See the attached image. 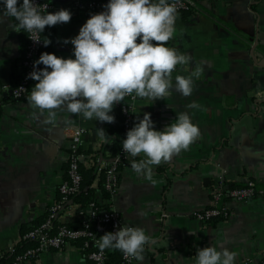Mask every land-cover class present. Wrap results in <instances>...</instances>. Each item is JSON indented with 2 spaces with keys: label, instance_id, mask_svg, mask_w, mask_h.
Wrapping results in <instances>:
<instances>
[{
  "label": "crops",
  "instance_id": "0c3cea01",
  "mask_svg": "<svg viewBox=\"0 0 264 264\" xmlns=\"http://www.w3.org/2000/svg\"><path fill=\"white\" fill-rule=\"evenodd\" d=\"M49 1L47 11L66 7L72 13L68 22L53 25L50 52L72 56L73 45L63 39L76 35L103 5L78 10L70 0ZM177 13L176 31L166 43L190 54L191 61L177 65L172 76L199 68L194 91L184 96L173 89L154 101L135 96L131 127L145 111L157 129L179 111H189L200 136L170 160L153 165V180L138 175L131 163L118 170L110 208L124 223L143 226L150 237L143 261L133 264H194L197 247L210 243L234 251L235 264H263L264 193L226 200V214L214 221L202 222L192 212L210 206L217 185L228 189L253 181L257 191H264V0L201 1ZM15 23L8 17L0 21V252L12 250L22 232L46 215L66 176L69 142L53 143L41 131L50 125H81L86 128L81 149L94 152L102 141L98 128H104L103 121L66 110H57L54 123L46 122V110L41 113L29 103L31 90L24 98L12 95L24 52L23 32L12 29ZM193 100L200 107L187 109ZM103 153L107 159L108 150ZM143 158L144 153L128 154L131 161ZM94 192L98 202H105L99 188ZM86 213L87 208L70 204L60 221L74 224ZM24 264L93 263L78 244H68L45 249Z\"/></svg>",
  "mask_w": 264,
  "mask_h": 264
},
{
  "label": "clouds",
  "instance_id": "9594fccd",
  "mask_svg": "<svg viewBox=\"0 0 264 264\" xmlns=\"http://www.w3.org/2000/svg\"><path fill=\"white\" fill-rule=\"evenodd\" d=\"M47 7L38 0H0V21L15 18L13 30L23 29L39 41L45 26L68 22L72 15L66 7L55 11H47ZM177 14L174 0H107L103 10L90 14L76 35L63 39L73 45L72 56L43 51L33 61L28 76L35 83L29 103L41 113L46 110V122L56 121L57 110L113 122L114 104L129 94L152 101L170 95L173 89L192 95L193 77L199 68L189 75L177 74L174 80L172 76L177 65L191 61L190 54L166 43L176 31ZM43 42L47 45L50 40ZM39 64L44 67L37 68ZM199 107L195 100L186 105L187 109ZM153 125L151 113L145 111L122 139V148L130 157L144 153L143 159L132 160L131 167L147 180H153V165L170 160L200 136L189 111H179L162 129ZM98 129L106 141L105 129ZM149 243L143 226L125 224L105 231L98 247L119 249L125 257L143 261ZM235 257L229 248L210 243L197 247L194 264H235Z\"/></svg>",
  "mask_w": 264,
  "mask_h": 264
},
{
  "label": "built area",
  "instance_id": "2783aa9c",
  "mask_svg": "<svg viewBox=\"0 0 264 264\" xmlns=\"http://www.w3.org/2000/svg\"><path fill=\"white\" fill-rule=\"evenodd\" d=\"M73 7L78 10H93L95 7L106 4L107 0H70ZM201 1H216V0H174L177 11H189L197 8L198 2ZM39 5L47 4L49 8V0H38ZM39 41H34L26 33V44L24 47L23 57L21 61L22 75L16 84L11 87V93L14 97L20 98L27 93L28 82L31 77L28 73L33 70V61L37 59V55L42 48L44 42L39 34ZM38 68V65L36 66ZM3 87H6L5 85ZM135 95L129 94L123 100L117 102L121 104V110L124 115V129L125 132L132 124V101ZM86 128L81 125H50L41 131V135L46 140L53 143H59L67 140L69 142V155L66 168V176L57 186V199L49 206L48 214L45 220L39 224H35L27 229L22 234L21 239H35L36 246L27 248L23 255L19 258H31L36 256L39 252L48 249H61L68 244H77L80 241L78 248L82 251L87 250V258L93 264H133L135 258L125 257L120 253L119 260H111L108 256L109 248L100 249L98 241L100 237L97 236V231L109 229L115 231L121 225H125L121 216L115 210L109 208L101 210L96 213L92 208V203L87 207L88 213L81 214L79 218L81 223L78 227L68 226L66 223L60 221L64 211L69 207L70 197L78 192L81 187L82 175L80 168L83 165L90 164V157L87 152L81 149V142ZM126 134V133H125ZM122 153L128 154L121 149ZM120 161V156L115 155L107 159H100L96 164V170H103L106 176L105 186L112 194L117 188V165ZM263 190H256L253 181H247L240 186H234L228 189H223L222 186H215L211 191L210 206L195 210L192 215L201 220L208 222L211 218L220 214H226L225 202L226 200L242 201L254 195L263 194ZM67 206V207H66ZM57 220L59 223L53 228V221ZM90 221L94 225L91 226ZM88 248V249H86ZM264 264V260L262 261Z\"/></svg>",
  "mask_w": 264,
  "mask_h": 264
},
{
  "label": "trees",
  "instance_id": "16d2710c",
  "mask_svg": "<svg viewBox=\"0 0 264 264\" xmlns=\"http://www.w3.org/2000/svg\"><path fill=\"white\" fill-rule=\"evenodd\" d=\"M191 11V10H189ZM186 11V12H189ZM15 19V18H14ZM23 32V47H25L26 44V32H24V30L22 29ZM45 32L47 33V35H45ZM53 35H54V28L53 25L52 26H45V29L42 33H40L41 38L43 39V41L45 40H50V43H48L47 45L43 44L42 48L40 49L37 58L39 57L40 53L43 51H48L50 52V44L52 43L53 40ZM21 61L20 60V65H21ZM39 67H44L43 64H39ZM16 66H14V70H15ZM35 81L30 78L29 82H28V86H27V93L26 95L29 93V91L31 90L32 86L34 85ZM26 95H23L22 98H24ZM21 98V99H22ZM112 112L115 116V120L113 122H103L104 124V129L108 135L107 140L101 141V145L98 148V150L94 151V152H87L89 154L90 157V164L88 165H83L80 168V172L82 175V180H81V187L80 190L78 192H76L75 194H73L70 197V202L67 206H69L70 204H76L79 205L82 208H87L91 203L93 210L96 213H99V211L101 210H106L110 208V204H109V196L111 195V193L109 192V190L106 188L105 186V173L103 170L101 171H97L96 170V164L98 162L97 158L103 159L105 158L104 156V151L108 150L109 152V157H113L115 155H119L120 156V161L118 162L117 165V169L121 170L125 165L130 164L132 161L128 159V154H124L121 152L122 149V139L125 137V129H124V115L122 113L121 110V104L119 103H115L112 109ZM239 186V185H238ZM95 188H99L101 194H102V199L105 200V202H98L95 199V192L94 189ZM66 206V207H67ZM48 211L46 213V215L42 218H40L35 224H39L40 222H42L43 220H45V218L47 217ZM221 217H224L223 214H220L218 216H215L213 218H211L208 222L210 221H214L217 220ZM58 221L55 219L53 221V228H55V226L58 225ZM81 221L80 219L78 221H75L74 224H69L66 223L68 226L71 227H78L80 225ZM91 226L94 225L93 221H90ZM105 231H109V229H107L105 227V229L103 230H99L97 231V236L101 237V235L105 232ZM24 234V231L22 232ZM37 241L35 239H21L18 244L12 249V250H8V251H1L0 252V264H24L27 260L33 259L36 256H32L31 258H19L21 255H23V253L25 252V250L27 248H33L36 246ZM75 243L80 244V241H76ZM88 249V248H86ZM84 254L87 257V250L83 251ZM120 253L121 250L119 249H115V248H109V252H108V256L111 260H119L120 258Z\"/></svg>",
  "mask_w": 264,
  "mask_h": 264
}]
</instances>
